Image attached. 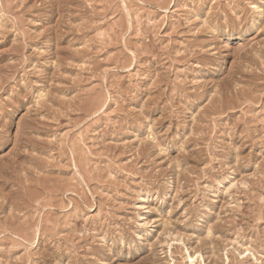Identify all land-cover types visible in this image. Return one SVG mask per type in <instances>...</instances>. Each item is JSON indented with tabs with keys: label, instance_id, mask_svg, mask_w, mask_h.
<instances>
[{
	"label": "rangeland",
	"instance_id": "rangeland-1",
	"mask_svg": "<svg viewBox=\"0 0 264 264\" xmlns=\"http://www.w3.org/2000/svg\"><path fill=\"white\" fill-rule=\"evenodd\" d=\"M0 264H264V0H0Z\"/></svg>",
	"mask_w": 264,
	"mask_h": 264
},
{
	"label": "bare ground",
	"instance_id": "bare-ground-1",
	"mask_svg": "<svg viewBox=\"0 0 264 264\" xmlns=\"http://www.w3.org/2000/svg\"><path fill=\"white\" fill-rule=\"evenodd\" d=\"M186 259L189 261V263H193V258L189 254H187Z\"/></svg>",
	"mask_w": 264,
	"mask_h": 264
}]
</instances>
